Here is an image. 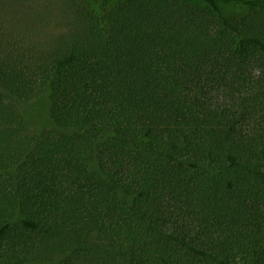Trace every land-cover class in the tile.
Segmentation results:
<instances>
[{
    "label": "trees",
    "instance_id": "16d2710c",
    "mask_svg": "<svg viewBox=\"0 0 264 264\" xmlns=\"http://www.w3.org/2000/svg\"><path fill=\"white\" fill-rule=\"evenodd\" d=\"M0 264H264V0H0Z\"/></svg>",
    "mask_w": 264,
    "mask_h": 264
},
{
    "label": "rangeland",
    "instance_id": "374dc122",
    "mask_svg": "<svg viewBox=\"0 0 264 264\" xmlns=\"http://www.w3.org/2000/svg\"><path fill=\"white\" fill-rule=\"evenodd\" d=\"M225 9L231 15H242L245 10L238 5H225ZM25 107L28 111V119L30 121V126L33 129H41L42 126H48L50 124L49 116H48V102L45 99L39 100V102L34 105L30 103H26Z\"/></svg>",
    "mask_w": 264,
    "mask_h": 264
}]
</instances>
